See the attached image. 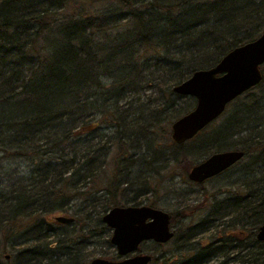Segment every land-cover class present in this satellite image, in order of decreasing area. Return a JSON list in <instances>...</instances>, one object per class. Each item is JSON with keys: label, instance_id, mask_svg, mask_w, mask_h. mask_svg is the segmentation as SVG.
<instances>
[{"label": "trees", "instance_id": "1", "mask_svg": "<svg viewBox=\"0 0 264 264\" xmlns=\"http://www.w3.org/2000/svg\"><path fill=\"white\" fill-rule=\"evenodd\" d=\"M263 27L264 0H0V254L9 258L0 264H87V238L107 240L101 215L127 202L116 196L134 157L177 163L221 149L243 152L231 166L236 191L213 196L195 221L181 207L190 220L168 241L177 244L148 264H264L255 239L264 223V63L260 81L193 138L167 135L193 106L189 96L176 106L171 87ZM143 141L147 151L172 146L147 161ZM68 210V224L48 218Z\"/></svg>", "mask_w": 264, "mask_h": 264}, {"label": "water", "instance_id": "2", "mask_svg": "<svg viewBox=\"0 0 264 264\" xmlns=\"http://www.w3.org/2000/svg\"><path fill=\"white\" fill-rule=\"evenodd\" d=\"M263 63L264 27L252 40L227 50L212 66L194 69L184 80L173 85V93L190 96L194 102L188 111L170 123V139L175 144L183 143L219 117L229 102L260 81ZM242 155L239 149L214 151L191 165L186 178L201 183L235 164ZM52 219L58 224L73 221L65 215H54ZM100 220L110 229L109 243L122 258L93 257L88 264H147L150 256L146 253L126 255L137 250L142 241L162 244L170 240L173 233L169 214L146 204L111 206ZM255 238L264 241V223L256 228Z\"/></svg>", "mask_w": 264, "mask_h": 264}, {"label": "rangeland", "instance_id": "3", "mask_svg": "<svg viewBox=\"0 0 264 264\" xmlns=\"http://www.w3.org/2000/svg\"><path fill=\"white\" fill-rule=\"evenodd\" d=\"M180 97V95H177ZM184 98H179L176 101V106H183ZM173 120V119H172ZM169 121L167 126V135L169 137V125L172 122ZM109 128H105V131H108ZM146 142L143 141L142 148L141 143L139 144V153L138 154H144L145 157L147 156L149 161L152 159L157 152L158 154L161 153L162 156L166 152H170V147L172 146V143L169 142H161V145L156 147L155 149H149L146 150L145 147ZM151 145H149L150 147ZM156 145H153L154 148ZM151 147V148H152ZM160 149V150H159ZM158 150V151H157ZM223 150V149H221ZM116 152L115 149L111 151V155H113ZM214 152L213 150L208 151V153L204 154L201 158H198V156L195 155H188V158L186 161L181 162H175L171 160H165V159H159L157 158L155 162H148L147 164L143 165L141 164V161L136 160L137 158L134 157V165L132 168L127 170V174L124 178L121 179V182L119 184L121 191L120 194L116 196V199L120 202V197L125 199L126 203H120V205H127V204H133L131 201L132 199H136L137 204H147L149 205L150 202H153L155 205L153 207L159 208L163 211H166L167 213L172 212L175 213L174 215V222H172L171 228L174 231L180 230L181 227L190 220L189 216L184 217L183 211L179 212L178 208H186V210L190 209L193 210L192 212V221H195L196 219H199L201 216L204 215V206L208 205L211 202V199L213 196L217 197H223L225 195H229L231 192L236 191V185L235 182H237L238 173L237 170L234 167L229 168V170L222 172L221 174L209 178L202 182L201 184L192 183L187 180L186 178V171L187 169L198 162L199 160L206 157L208 154ZM136 156V154L134 155ZM150 164V166H149ZM111 171L110 165L105 168L104 172L105 175H108ZM226 172V173H225ZM142 180H145V183L142 182ZM120 199V200H119ZM74 208V206H73ZM72 209V208H71ZM175 211V212H174ZM186 212V211H185ZM71 214V210L67 211V214L61 212L57 213L55 212L54 215H65L69 216ZM53 215V216H54ZM182 215V216H181ZM186 215V214H184ZM49 216L48 218L52 220V223H55L53 221L52 217ZM174 223V224H173ZM72 228V227H71ZM70 229L67 231L69 232ZM214 228V226L210 227ZM72 229H75L73 227ZM85 233V230H79L75 231L76 234ZM109 234L110 230L107 234V240H103V236H96L87 238L89 241H91L89 244L85 245V250L83 252H89V257L87 259L88 261L93 257H101L106 258L110 260H118L122 258L119 256L114 246H112L109 243ZM207 232L199 234L196 236V243L194 246L200 247V242L203 243L206 240ZM200 243V244H199ZM177 244L176 241L168 242L167 244L161 245V246H154L152 242L145 241L141 245H139L138 250L141 253H149L152 255V257H157L161 252L168 251L169 249L172 250V248ZM18 245H20L18 243ZM19 247V246H17ZM9 248H6V251ZM6 252H3L0 254V262H5V260H9V258L6 256L4 258V255ZM8 255V254H7ZM217 259L215 257L210 258L208 261H205L201 264H216Z\"/></svg>", "mask_w": 264, "mask_h": 264}, {"label": "flooded vegetation", "instance_id": "4", "mask_svg": "<svg viewBox=\"0 0 264 264\" xmlns=\"http://www.w3.org/2000/svg\"><path fill=\"white\" fill-rule=\"evenodd\" d=\"M246 91H247V90H246ZM240 95H241V94H240ZM238 96H239V95H238ZM189 97H190V96H189ZM193 137H194V136H193ZM193 137H192V138H193ZM189 140H190V139H189ZM226 150H231V149H226ZM238 161H239V160H238ZM238 161H237V162H238ZM233 165H234V164H233ZM233 165H232V166H233ZM230 167H231V166H230ZM230 167H229V168H230ZM189 168H190V167H189ZM189 168H188V169H189ZM188 169H187V170H188ZM227 169H228V168H227ZM227 169H226V170H227ZM224 171H225V170H224ZM186 172H187V171H186ZM222 172H223V171H222ZM222 172L218 173L217 175L221 174ZM217 175H214V176H212V177H215V176H217ZM212 177H210V178H212ZM208 179H209V178H208ZM206 180H207V179H206ZM204 181H205V180H203L202 182H204ZM190 182H191V181H190ZM202 182H201V183H202ZM192 183H194V182H192ZM201 183H197V184H201ZM235 194H236V197H237V193H236V192H235ZM262 196H263V195H262ZM223 197H224V196H223ZM223 197H217V199L222 200ZM212 199H213V197H212ZM263 200H264V199H263ZM184 209H185V208H184ZM180 210H181V208H178V210H176V212H177V211L180 212ZM185 210H186V209H185ZM174 212H175V211H174ZM186 212L192 214L193 210H191V208H190V209L186 210ZM186 214H187V213H186ZM170 221H171V220H170V215H169V224H170V226H172V224H171ZM220 221H221V220H220ZM173 222H174V221H173ZM208 223H209V224H208ZM208 223H207V224H208V227H212V226H214V222H213V221H209ZM173 224H174V223H173ZM206 226H207V225H206ZM258 226H259V225H258ZM258 226H257V227H258ZM208 227H207V228H208ZM171 229H172V228H171ZM255 231H256V230H255ZM172 232H173V233H172V237H173V234H174V230H173V229H172ZM172 237H171V238H172ZM255 239H256V238H255ZM256 240H257V239H256ZM147 241L152 242V244H153L154 246H155V244H158V243H155V242L150 241V240H147ZM257 241H259V240H257ZM143 242H145V241H142V242H140V243L138 244V246H137V250H135L134 252H132V253L126 255V256H131L132 254L141 253V252L138 250V248H139V245H141ZM200 243L203 244V243H205V242L203 241V243H202V242H200ZM162 244H164V243H162ZM159 245H160V244H159ZM143 254H145V253H143ZM146 254H148V255L150 256V260H151L152 255H150L149 253H146ZM149 262H150V261H149ZM149 262H148V263H149ZM148 263H147V264H148Z\"/></svg>", "mask_w": 264, "mask_h": 264}, {"label": "bare ground", "instance_id": "5", "mask_svg": "<svg viewBox=\"0 0 264 264\" xmlns=\"http://www.w3.org/2000/svg\"><path fill=\"white\" fill-rule=\"evenodd\" d=\"M229 170V169H228ZM227 171V170H226ZM230 171V170H229ZM226 173V172H225ZM263 242V241H262ZM182 248V247H181ZM218 256V255H217ZM223 258V257H222ZM232 260V259H231Z\"/></svg>", "mask_w": 264, "mask_h": 264}]
</instances>
